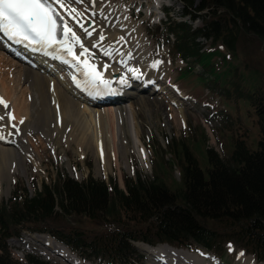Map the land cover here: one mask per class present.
Returning <instances> with one entry per match:
<instances>
[{
    "label": "rangeland",
    "instance_id": "1",
    "mask_svg": "<svg viewBox=\"0 0 264 264\" xmlns=\"http://www.w3.org/2000/svg\"><path fill=\"white\" fill-rule=\"evenodd\" d=\"M195 1V6H197L200 0ZM154 2L153 0H108L107 3L113 15H121L126 24L132 27L130 33L140 36L135 38L142 39L145 45L144 51L147 53L145 62L148 64L158 62L162 67L159 70L152 67V74L143 70L140 77H163L159 79V85L170 84V89L174 91L178 99L184 97L181 100L189 106H178L170 101L163 102L164 93L161 90L158 92L152 83L149 84L154 92L150 93L146 91L135 94L132 86L128 88L127 91L134 92V97L116 107L130 109L133 104L135 111L133 115H129L128 120L127 118L124 120L128 121L130 136H126L128 142L127 145L124 144L127 151L122 154L117 152V162L113 147L110 151H103L99 149V146L97 148V141L104 133L103 127L99 125L98 127L90 125L92 145L76 141L80 137L78 133L74 139L67 132V134L55 132L53 136L49 133L51 136L49 141L41 132H31L24 138V141L28 139L25 143L29 147L33 146L35 152L30 147L33 155L25 157V161L17 169L15 167L16 170L11 172L8 180L1 181L0 207L2 205L9 207L11 200L15 199L14 195H35L42 190L44 184L54 187L60 179L68 176L78 181L92 176L105 181L111 187L115 185L119 189L126 188L127 179L135 180L138 176L148 180L158 178L171 189L176 190L183 186L180 164L185 147L198 158L203 168L208 166L206 152L208 148H214L222 156L228 157L232 152L233 140L236 137H245L250 149L259 147L260 126L247 94L264 87V42L247 33L237 43L236 51H231L222 41L214 42L211 39L199 37L197 41L202 46L201 58L198 60L195 57H188L183 60L175 46L176 36L167 34L165 23L171 18L175 21H184L193 28H199L205 24L204 15L205 13L209 15L208 11L195 12L200 17L192 18L191 14L184 15L186 8L181 0H160V4L169 9V14H162L155 10L159 7L156 4L159 1ZM76 4L80 8L87 7L88 1L83 0L82 3ZM150 9L153 11L148 13ZM110 10L106 8L105 11L111 18ZM120 25L125 27L122 22ZM106 43L109 45L110 41L107 39ZM29 58L32 59L31 56ZM8 62L23 64L17 55L1 47V69L11 71L13 68ZM40 62L44 65L49 62L52 65L49 67L51 68L50 74L47 73L49 78L56 77L66 83L63 78L64 73L57 70L50 59L43 57L40 58ZM139 65L142 63H137V67ZM17 70L22 72L20 68ZM12 75H6L4 80L0 78V94H7L11 98L10 109L12 108L15 112L20 111V101L29 104L28 100H24L25 91L29 85L27 81L21 82L18 79L20 77L17 72ZM3 82L9 87L4 88L6 85L3 86ZM10 86L14 90L11 91ZM143 96L148 97V103L141 100ZM183 111L185 117L181 120L177 119L176 116L182 114ZM120 121L118 125L125 126L123 119ZM138 132L145 149L138 143ZM108 139L111 144L110 136ZM100 141L102 144L103 140ZM36 225L61 230L65 233L76 230L91 240L95 236L107 234L111 229L140 231L149 224L132 222L131 219H127L120 203L113 197L108 210L96 220L79 214L67 216L58 213L46 223ZM40 236L57 240L50 235L49 231L38 233L23 229L20 236L9 240L13 259L21 264H28L26 255L35 254L52 264H71L39 242L37 238ZM134 244L140 250V263L138 264H159L142 249V246L146 244L142 241H136ZM161 245L165 244L158 243L155 247ZM66 248L81 264H110L105 260H87L85 253L72 251L67 246ZM185 249L192 250L190 252L203 259L198 258V262L203 264H205L204 260L220 264H241L238 258L240 251L257 259L237 241H228L224 245L222 254L214 251H209L212 253L209 254L206 252L207 248L196 242ZM260 262L264 264V261Z\"/></svg>",
    "mask_w": 264,
    "mask_h": 264
},
{
    "label": "trees",
    "instance_id": "2",
    "mask_svg": "<svg viewBox=\"0 0 264 264\" xmlns=\"http://www.w3.org/2000/svg\"><path fill=\"white\" fill-rule=\"evenodd\" d=\"M181 1L184 15L196 18L200 16L195 12L206 10L209 14L205 13V24L199 28L171 18L165 23L167 34L176 36L175 46L183 60L201 58L199 37L222 41L231 51H236L247 33L264 42V0H200L197 6L195 0ZM247 96L261 131L257 149H250L245 137H236L228 157L208 148V166L203 168L185 147L180 164L183 186L176 190L158 178L127 179L126 188L119 189L92 176L82 181L68 176L54 187L44 184L35 195H14L9 207H0V264H21L11 256L9 240L20 236L23 229L49 231L72 251L85 253L87 259L111 264L140 263L136 241L174 248L196 242L217 254L223 253L228 241H237L258 262L264 261V87ZM113 197L127 219L149 225L140 231L111 229L91 240L76 230L65 233L36 225L58 213L96 220L108 210ZM26 260L28 264H52L35 254H27Z\"/></svg>",
    "mask_w": 264,
    "mask_h": 264
},
{
    "label": "bare ground",
    "instance_id": "3",
    "mask_svg": "<svg viewBox=\"0 0 264 264\" xmlns=\"http://www.w3.org/2000/svg\"><path fill=\"white\" fill-rule=\"evenodd\" d=\"M87 1V7L80 8L76 3H73L71 6L75 7L77 11L83 13V16L79 19L85 27H88L89 22L93 21V24L90 26V29L92 27L95 28L92 38H87L85 36L84 32L79 28L76 22L71 19L67 10L61 9L59 5L57 6L61 11V15H63L67 22L72 25L74 30L83 38L85 46L90 49L89 62L97 66L105 64L110 65L108 70L104 73V77L112 81L111 91L101 88L100 92L96 93L95 90L90 89L93 94L89 95V90H85L83 86H77V84H82L84 80L81 73L77 71L76 68L65 65L61 60L53 59L49 55L42 56L40 54H34V60L21 58L23 61V64L21 65L8 62L13 68L11 71L8 69H1L0 67V78L2 80L7 77L6 75H12L17 72L20 77L18 79H20L21 82L27 81L29 85L28 89L25 91L26 98H24V100L26 99L29 101V104L20 101V111L14 112L12 108L10 109L11 98L8 97L7 94H0V97H2L8 104L7 109L3 105H0V116L4 117V120L0 121V132L4 135V139H0V187L2 185L1 181L3 182L4 179L8 180L12 174L11 172L15 171L17 167L20 164L22 165L25 161V157L33 155V152H30V147H32L35 152L33 146L29 147L28 144L25 143L28 139L24 141V138H26L31 132H41L49 141L50 137L53 136L55 132H59V134L60 132L65 134L70 133L71 135H69L72 139H74L78 133L80 137H78L79 139L77 138L76 141L92 145L93 142L91 134L89 133L90 125L97 127L99 125L103 127L104 133L101 134L100 139L103 140L102 144L100 140L97 141V148L100 147L99 149H102L103 151H110L113 147L117 162L118 153L122 154L127 151V147H125L124 144L127 145L128 142L126 136H130L128 131V121L124 120L126 118L128 120L129 115L134 113L135 110L133 104H131L130 109L123 108L122 106V108H119V106L116 107V105L134 97V94H124V90L131 88V86L133 87L135 94L146 91L150 93L153 91V87H151V84L149 83H152L156 86L158 92L161 90V92L164 93L162 99L163 102L168 103V101H170L176 103L178 106H189L181 100L184 97L178 99L174 91L170 89V84L163 83V85H159V79H162L163 77L157 78V76H153L151 77V80H146L145 82H143L142 77L140 80L135 78L133 72L129 71V69H138L139 75H141V71L143 70L152 74V65L155 64H148L145 62V59H147V53L144 51L145 45L143 44L142 39L135 38L137 35H132L130 33L132 27L126 24L121 15H113L107 3L108 0ZM153 1H159L156 3L159 7L154 9L157 10L158 13L163 14V11L160 9L162 7L160 0ZM106 8L112 13L113 16L111 15V18L107 15L108 13L106 14ZM152 11L153 10L150 9L148 13H151ZM116 17L117 19H115ZM112 18L114 20H112ZM121 22L125 27H121ZM99 32H103L106 39L100 41L97 47H92V45L99 40V36L97 35ZM121 37H124V39L121 40ZM4 38L5 36L0 34V48L8 47ZM107 39L110 41L109 45L106 43ZM105 50L111 52V56L105 55ZM22 51L27 50L22 49ZM74 51L79 53L81 49L77 46ZM27 54L29 55L30 53L27 52ZM43 57L50 58L55 65L54 67L64 73L63 78L66 80V83L56 79V77L52 79L47 76V73L51 72V68L49 67H52V65H50L49 62H46L45 66L38 63L40 62V58ZM83 59L84 57H81V60ZM121 61H126V64L121 63ZM139 62H141L142 65L137 67V63ZM19 68L22 69V72L17 70ZM155 68H158L159 70L162 67L157 63ZM74 77L75 81L73 79ZM121 77L128 80L127 86L130 87L118 82ZM3 86L4 88L9 87L5 82H3ZM12 90H14L13 87H11V91ZM6 92L7 91H5V93ZM131 92L134 93L133 91ZM94 94L100 95L102 98H96L93 96ZM115 94L124 95L119 96ZM155 98L153 99L155 100ZM141 100L148 103V97L146 96L141 97ZM154 100L153 102H156ZM180 108L183 109L184 107ZM180 112H182V110ZM8 113H11L15 119L9 120ZM176 117L177 119L180 118V120L183 119L185 117L184 111ZM121 119H123L125 126L122 124V126L120 124L118 125V122H121ZM21 120H23L24 123H20ZM12 125H15V127H12ZM9 133H11V135ZM49 133H51V136ZM106 133L108 134L106 135ZM109 136L112 141L111 144L108 139ZM30 139L32 140L31 137ZM137 140L145 149L139 132L137 133ZM37 240L49 250L59 254V256L63 257L69 263L81 264L75 256L71 255L66 246L58 241L44 236H40ZM142 249L152 256L159 264H203L198 262L199 256L190 252L192 250L189 249L183 250L180 248H174L168 244L157 247H151L146 244L142 246ZM241 253H243V255H241ZM238 258L241 264H261L256 258L246 255L243 251L238 253ZM204 262L205 264H220L217 262L211 263L208 260H204Z\"/></svg>",
    "mask_w": 264,
    "mask_h": 264
},
{
    "label": "snow or ice",
    "instance_id": "4",
    "mask_svg": "<svg viewBox=\"0 0 264 264\" xmlns=\"http://www.w3.org/2000/svg\"><path fill=\"white\" fill-rule=\"evenodd\" d=\"M82 2L83 0H0V34L16 44L31 47L33 51L43 50L53 59H59L63 64L76 68L84 77L82 84L77 86H83L85 90H89V95L93 94L90 89L95 90L96 93H99L101 88L111 91L112 81L104 77L110 65L97 66L89 62L90 49L85 46L83 38L72 25L54 7L59 5L61 9L67 10L85 36L92 38L95 28L85 27L79 19L83 13L71 6L73 3ZM97 35L99 40L92 47H97L100 41L106 39L103 32ZM120 39L123 40L124 37ZM77 46L81 49L79 53L74 51ZM104 54L111 56L112 53L105 50ZM81 57L84 59L81 60ZM121 63L126 64V61ZM152 66L155 67L156 64ZM129 71L133 72L136 79L141 78L138 69H129ZM73 79L75 81V77ZM118 82L128 85V80L124 77H121ZM0 105L8 108V104L2 97H0ZM7 115L9 120L15 119L11 113ZM2 120L4 117L0 116V121ZM20 123L24 121L21 120ZM0 139H4L2 132H0Z\"/></svg>",
    "mask_w": 264,
    "mask_h": 264
},
{
    "label": "water",
    "instance_id": "5",
    "mask_svg": "<svg viewBox=\"0 0 264 264\" xmlns=\"http://www.w3.org/2000/svg\"><path fill=\"white\" fill-rule=\"evenodd\" d=\"M89 24L91 25V24H93V22L91 21Z\"/></svg>",
    "mask_w": 264,
    "mask_h": 264
}]
</instances>
